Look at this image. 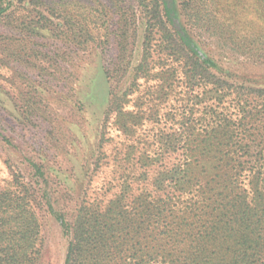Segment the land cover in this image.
<instances>
[{
	"label": "rangeland",
	"instance_id": "rangeland-1",
	"mask_svg": "<svg viewBox=\"0 0 264 264\" xmlns=\"http://www.w3.org/2000/svg\"><path fill=\"white\" fill-rule=\"evenodd\" d=\"M185 1L178 0L184 26L225 79L264 86V0ZM147 30L140 0H13L0 16L1 186L17 177L31 184L34 161L73 220L82 206L104 209L124 193L132 200L145 165L170 164L165 138L200 114L203 89L186 88L183 61ZM158 90L167 94L153 99ZM142 152L150 157L138 161ZM35 208L37 264H63L68 237Z\"/></svg>",
	"mask_w": 264,
	"mask_h": 264
},
{
	"label": "trees",
	"instance_id": "trees-1",
	"mask_svg": "<svg viewBox=\"0 0 264 264\" xmlns=\"http://www.w3.org/2000/svg\"><path fill=\"white\" fill-rule=\"evenodd\" d=\"M140 1L147 38L158 31L160 48L183 61L186 88L203 89L200 114L166 136L170 164L145 165L132 200L124 193L104 209L82 206L73 220L55 205L42 166L30 162L31 184L17 177L0 185V264H37V205L68 237L63 264H264V86L226 80L184 26L178 0ZM12 4L0 0V16ZM144 154L138 161L150 157Z\"/></svg>",
	"mask_w": 264,
	"mask_h": 264
}]
</instances>
